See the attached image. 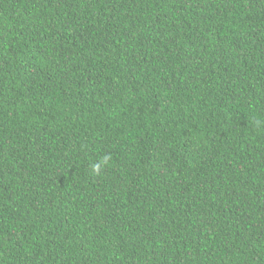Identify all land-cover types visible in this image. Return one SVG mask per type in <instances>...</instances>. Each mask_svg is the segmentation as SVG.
I'll return each instance as SVG.
<instances>
[{"label": "trees", "instance_id": "1", "mask_svg": "<svg viewBox=\"0 0 264 264\" xmlns=\"http://www.w3.org/2000/svg\"><path fill=\"white\" fill-rule=\"evenodd\" d=\"M0 264H264V0H0Z\"/></svg>", "mask_w": 264, "mask_h": 264}]
</instances>
